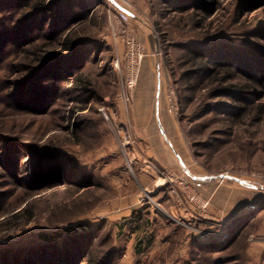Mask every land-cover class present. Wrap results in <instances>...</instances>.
Listing matches in <instances>:
<instances>
[{
	"label": "rangeland",
	"instance_id": "1",
	"mask_svg": "<svg viewBox=\"0 0 264 264\" xmlns=\"http://www.w3.org/2000/svg\"><path fill=\"white\" fill-rule=\"evenodd\" d=\"M0 264H264V0H0Z\"/></svg>",
	"mask_w": 264,
	"mask_h": 264
},
{
	"label": "built area",
	"instance_id": "2",
	"mask_svg": "<svg viewBox=\"0 0 264 264\" xmlns=\"http://www.w3.org/2000/svg\"><path fill=\"white\" fill-rule=\"evenodd\" d=\"M117 16L120 20L124 22L128 20V14L125 11L118 12ZM128 45H129V51L126 56V61H127V70L129 72L126 79V86L131 88L134 86L137 78L139 66L142 60V53L141 51H139L137 47H135L132 41H128ZM113 66L117 67V63L114 62Z\"/></svg>",
	"mask_w": 264,
	"mask_h": 264
},
{
	"label": "trees",
	"instance_id": "3",
	"mask_svg": "<svg viewBox=\"0 0 264 264\" xmlns=\"http://www.w3.org/2000/svg\"><path fill=\"white\" fill-rule=\"evenodd\" d=\"M36 5H42V2L35 4ZM64 47L67 48L69 42L67 40H64ZM194 60L198 63H200V69L204 71L205 73H209L210 75L215 71V67H208V64H210V59H208L206 56H202L199 58H194ZM51 238V237H50ZM49 237H45V240H50Z\"/></svg>",
	"mask_w": 264,
	"mask_h": 264
}]
</instances>
